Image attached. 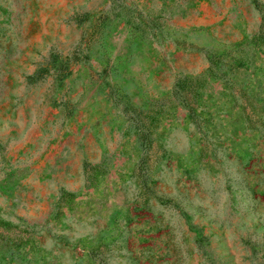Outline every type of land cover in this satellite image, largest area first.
<instances>
[{
  "label": "rangeland",
  "instance_id": "1",
  "mask_svg": "<svg viewBox=\"0 0 264 264\" xmlns=\"http://www.w3.org/2000/svg\"><path fill=\"white\" fill-rule=\"evenodd\" d=\"M0 264H264V0H0Z\"/></svg>",
  "mask_w": 264,
  "mask_h": 264
},
{
  "label": "trees",
  "instance_id": "2",
  "mask_svg": "<svg viewBox=\"0 0 264 264\" xmlns=\"http://www.w3.org/2000/svg\"><path fill=\"white\" fill-rule=\"evenodd\" d=\"M129 109V108H128ZM134 115V114H133ZM131 117H134V120L136 121V122H141L142 120H143V117H142V115H141V113H138L137 114V116H131Z\"/></svg>",
  "mask_w": 264,
  "mask_h": 264
}]
</instances>
